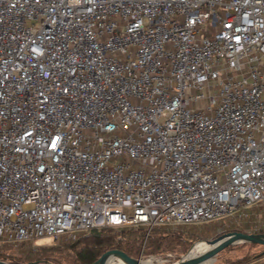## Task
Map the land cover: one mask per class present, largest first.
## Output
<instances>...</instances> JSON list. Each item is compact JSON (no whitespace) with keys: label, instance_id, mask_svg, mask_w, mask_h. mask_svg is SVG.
Masks as SVG:
<instances>
[{"label":"built area","instance_id":"1","mask_svg":"<svg viewBox=\"0 0 264 264\" xmlns=\"http://www.w3.org/2000/svg\"><path fill=\"white\" fill-rule=\"evenodd\" d=\"M259 204L264 0H0V253Z\"/></svg>","mask_w":264,"mask_h":264},{"label":"rangeland","instance_id":"2","mask_svg":"<svg viewBox=\"0 0 264 264\" xmlns=\"http://www.w3.org/2000/svg\"><path fill=\"white\" fill-rule=\"evenodd\" d=\"M210 224L170 225L157 228L149 233L142 228L120 229L123 232L116 236V243L110 248L119 246L126 253L116 251L107 255L106 258H127L129 254L136 258L148 260L153 264H158L160 262L159 259L149 257L157 255L172 263L183 256L196 242L212 239L218 236L221 231L235 230L246 233L251 231V226L246 222L237 225L231 220L227 222V227L223 225V222L217 227ZM162 236H166L162 246L155 248V246L150 244L151 238L158 239ZM180 236L189 242H185L183 239L179 240L178 237ZM76 244L77 240L68 242L62 238L58 240L40 238L21 244L18 247H2L3 251L0 256H7L10 260H7V262L14 264H81L75 251L79 247H75ZM263 251L264 247L260 245L238 244L220 252L215 259H211L210 264H244L248 259L258 258V255ZM263 257L261 256V258Z\"/></svg>","mask_w":264,"mask_h":264},{"label":"water","instance_id":"3","mask_svg":"<svg viewBox=\"0 0 264 264\" xmlns=\"http://www.w3.org/2000/svg\"><path fill=\"white\" fill-rule=\"evenodd\" d=\"M228 239H233L232 242H228ZM205 241L209 248L203 251L202 253L194 256H189V252L191 251L194 244L191 248L178 260L170 263V264H204L205 262L215 259V257L222 251L228 249L231 246L238 245V244H255L264 247V232L262 233H246L241 231H224L221 232L218 236L208 239V240H201ZM123 248L116 246L106 250L95 262L92 264H99L101 263L107 255L110 253L120 251L122 253H126L122 251ZM264 256V251L261 252L258 257ZM127 258L129 259L130 264H146L144 262L145 259L143 258H136L134 256H130L128 254ZM0 264H14L11 262H7L5 260L0 259Z\"/></svg>","mask_w":264,"mask_h":264},{"label":"trees","instance_id":"4","mask_svg":"<svg viewBox=\"0 0 264 264\" xmlns=\"http://www.w3.org/2000/svg\"><path fill=\"white\" fill-rule=\"evenodd\" d=\"M157 228L153 229L156 230ZM152 230V231H153ZM151 231V232H152ZM123 231H120V229H113V228H105L101 230H93L90 231L89 233L81 236L77 240V244L75 245L76 248V253L79 256V261L81 264H92L95 262L101 255L102 253L113 246L116 241L115 238L119 234H121ZM166 236H162L158 239L151 238L150 239V244L156 247L162 246V243L164 242ZM82 238V240H81ZM180 239H185L184 237H178ZM185 242H189L184 240ZM255 245V244H254ZM1 260H9L7 256H0ZM261 258V257H260ZM258 258H252L248 259L244 264H251L254 261H256ZM10 261V260H9ZM14 262V261H12ZM16 263V262H15Z\"/></svg>","mask_w":264,"mask_h":264},{"label":"crops","instance_id":"5","mask_svg":"<svg viewBox=\"0 0 264 264\" xmlns=\"http://www.w3.org/2000/svg\"><path fill=\"white\" fill-rule=\"evenodd\" d=\"M244 213H246L247 215L241 216L239 213L235 215L234 219L232 220L235 224L239 225L240 223H248L250 226L252 224H256V223H264V204H259V205H255L252 207H249L247 209L244 210ZM239 221V222H238ZM223 225H225L224 221H216V222H211V226H215L217 227L220 223ZM225 227H227L225 225ZM262 232H264V227L262 229ZM251 264H264V257L263 258H259L256 261H254Z\"/></svg>","mask_w":264,"mask_h":264},{"label":"bare ground","instance_id":"6","mask_svg":"<svg viewBox=\"0 0 264 264\" xmlns=\"http://www.w3.org/2000/svg\"><path fill=\"white\" fill-rule=\"evenodd\" d=\"M228 242H232L233 239H228ZM209 248V245L205 241H198L194 244L191 251L189 252V256H194L202 253L206 249ZM146 264H153L152 262L145 260ZM211 260L205 262L204 264H210ZM99 264H130L129 259L125 257H113V258H105Z\"/></svg>","mask_w":264,"mask_h":264},{"label":"snow or ice","instance_id":"7","mask_svg":"<svg viewBox=\"0 0 264 264\" xmlns=\"http://www.w3.org/2000/svg\"><path fill=\"white\" fill-rule=\"evenodd\" d=\"M53 146H55V144H53Z\"/></svg>","mask_w":264,"mask_h":264}]
</instances>
